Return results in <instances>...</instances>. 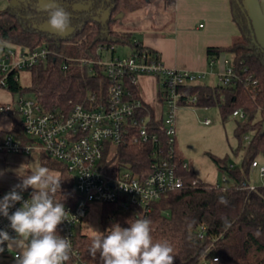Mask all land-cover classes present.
Returning <instances> with one entry per match:
<instances>
[{"label":"trees","instance_id":"trees-1","mask_svg":"<svg viewBox=\"0 0 264 264\" xmlns=\"http://www.w3.org/2000/svg\"><path fill=\"white\" fill-rule=\"evenodd\" d=\"M71 14L72 29L64 35L45 29L48 16L39 6L38 0H14L0 10V40L5 45L17 46L29 51L43 49L49 52L46 59L38 61L28 71L30 83L21 86L12 79L7 80V90L14 95L32 97L44 110L69 112L75 105L88 102L93 96L97 107L106 102L109 84L101 68L89 62L101 59L102 50L129 47L131 52H144L158 58L157 52L135 40L130 31H117L118 14L122 10L138 9L136 2L129 0H56ZM167 5H173L168 0ZM232 21L238 36L226 47L206 49L209 69L215 67L220 58L232 65L233 75L227 84L215 87L190 84L182 88V107H216L222 122L233 112L239 111L243 118L236 121L234 136L239 145L244 137L241 168L230 167L227 158L211 157L220 168L229 184L216 187L198 179L192 169L183 167V160L176 155L170 161L175 165L176 175L182 180L180 189L171 191L152 204L145 218L152 221L154 241H167L174 249V264H264V186L250 190L241 188L249 184L251 163L257 157L264 158V47L256 39L253 24L241 0H228ZM264 15V0H261ZM254 34V41L252 38ZM159 59V58H158ZM86 61V62H84ZM126 88L134 98H140L137 86L126 82ZM164 101V90L159 92ZM195 97L194 103H187ZM141 99V98H140ZM140 115L150 116L152 131H157V141L149 143L123 142L117 150V164L129 166L139 177L149 173L150 164L156 159L152 153L160 152L167 159L166 137L153 117L152 109L145 105ZM12 129L0 132V141L12 135L22 144L30 145V139L22 133L21 120L16 112ZM41 164L59 169L63 176L61 190L54 199L65 205H74L71 176L63 165L50 159L40 151ZM43 155V156H42ZM224 196L227 205L219 204ZM136 215L123 211L115 205H101L99 225L105 231L113 224L129 227L130 219ZM200 227L204 237L196 239ZM91 235L84 232L82 225L75 229V246L85 264H100L99 258L89 255ZM213 258H217L213 262Z\"/></svg>","mask_w":264,"mask_h":264},{"label":"built area","instance_id":"built-area-1","mask_svg":"<svg viewBox=\"0 0 264 264\" xmlns=\"http://www.w3.org/2000/svg\"><path fill=\"white\" fill-rule=\"evenodd\" d=\"M113 48L103 49L101 59L89 62L97 64L109 84L107 100L97 107H89L95 102L93 96L84 104L75 105L69 112L44 110L30 96H19L9 104H0V113L9 115L16 112L21 120L23 135L31 144H22L12 135H5L0 141V154L30 155L41 151L50 159L63 165L72 178L73 192L76 196L74 205H65V221L58 225L57 232L68 237L72 243L71 258L66 264H85L75 246V229L82 225L89 205L110 204L123 211L145 218L152 209V204L167 193L180 189L182 180L176 175L175 165L171 160L175 156V134L177 113L182 107L180 99L182 88L190 84H199L205 73L191 72L183 69L167 68L156 57L144 52H131L125 57H112L104 61V54ZM49 52L38 49L29 51L24 48L5 45L0 40V88L7 89V80L19 83L21 71H28L38 61L46 59ZM86 62V61H84ZM227 68L218 75L222 84H227L233 75L232 65L224 60ZM140 76L160 78L165 93L162 103L163 116L155 120L166 137L167 159L159 157L150 164L149 173L139 177L129 166L117 164L115 155L118 147L125 141L130 143H149L157 141V131H152L150 116L140 113L145 111V104L140 98H134L126 88L127 80L137 86ZM195 97L187 103H194ZM234 117L243 118L239 111ZM209 120L204 124L208 125ZM248 140V137H244ZM187 164L183 163V167ZM251 168H257L260 177L264 176V167L256 161ZM223 185H227L225 177ZM241 188L254 189L255 186L241 183ZM23 199L30 195L23 192ZM4 195H0V199ZM21 204H16L11 212ZM9 221L0 216V229H6L9 235L16 233L8 228ZM204 228L200 227L196 239L204 237ZM0 264H15L17 250L8 248L7 242L2 245ZM218 259L213 258V262ZM205 264V263H203Z\"/></svg>","mask_w":264,"mask_h":264},{"label":"clouds","instance_id":"clouds-1","mask_svg":"<svg viewBox=\"0 0 264 264\" xmlns=\"http://www.w3.org/2000/svg\"><path fill=\"white\" fill-rule=\"evenodd\" d=\"M42 10L53 32L64 35L72 29L71 14L56 0H49ZM62 180L60 172L36 165L0 199V216L16 233L12 237L0 229V253L7 242L8 248L17 250L15 264H66L70 260L71 240L57 232L66 216L64 204L54 199ZM29 188L33 190L30 199L24 200L22 193ZM18 203L21 207L10 214ZM218 203L226 206L228 201L220 196ZM127 223L129 227L117 223L104 232L95 230L89 255L98 257L100 264H174L173 247L167 241H154L150 219L138 213Z\"/></svg>","mask_w":264,"mask_h":264},{"label":"rangeland","instance_id":"rangeland-1","mask_svg":"<svg viewBox=\"0 0 264 264\" xmlns=\"http://www.w3.org/2000/svg\"><path fill=\"white\" fill-rule=\"evenodd\" d=\"M14 0H0V10H4L10 2ZM168 0H129L136 2L138 9L130 12L122 10L118 14L117 31H130L135 40L142 41L153 30L168 32V26L172 20V7L167 5ZM251 22L254 25L256 39L264 47V24L260 16H255L256 7H259L260 0H241ZM49 0H38L39 6L43 8ZM161 22V23H159ZM43 28L51 30L48 23ZM157 28V29H155ZM52 31V30H51ZM15 48V46H12ZM130 54L129 47H116L114 57H125ZM112 53L108 51L104 54V61H109ZM227 68L223 63H217L215 67L210 68L205 77L199 82L200 84L215 87L222 85L220 78L222 69ZM30 83L29 71H21L19 84L23 87ZM0 88V100L11 98L15 102L20 95H14ZM27 97L28 95H24ZM209 120L208 125L204 124ZM232 115L226 122H222L219 110L216 107L195 108L181 107L177 113L176 134H175V152L179 159L184 160L188 167L192 169L198 179L209 184L223 185V171L216 167L211 157L231 161L234 167L241 168L244 147L247 145V139H243L241 146L234 136L236 121ZM38 152L26 155H10L0 161V170L10 182L11 188L21 182V176H26L36 165H42L43 160ZM43 156V155H42ZM258 162L264 165V158L257 157ZM43 166V165H42ZM48 167V166H46ZM49 168V167H48ZM51 169V168H50ZM61 173L59 169H52ZM63 174L61 173V177ZM251 185L258 187L264 186V178H258L257 174H250ZM229 184V181H228ZM32 189L29 188L25 193L31 196ZM101 206L98 204L89 205V211L86 214L82 227L86 234L94 236L95 230L104 232L99 225V215ZM14 249V248H12Z\"/></svg>","mask_w":264,"mask_h":264},{"label":"crops","instance_id":"crops-1","mask_svg":"<svg viewBox=\"0 0 264 264\" xmlns=\"http://www.w3.org/2000/svg\"><path fill=\"white\" fill-rule=\"evenodd\" d=\"M258 4L255 16H260L264 24L261 0ZM171 7L173 12L171 23L168 26L169 31L153 30L152 34L149 33L144 37L141 41L142 44L157 52L159 60L167 68L183 69L206 75L210 70L206 49L229 46L238 36V29L231 18L228 0H173ZM224 60L222 57L218 63L224 64ZM137 87L144 104L152 109L154 119H160L163 113L158 94L160 91L163 92L162 80L154 76H140ZM3 90L8 91L7 89ZM13 102L11 98L0 100V104ZM13 121L14 118L11 114L0 113V132H9L13 127ZM35 152H38L39 156L40 151ZM10 155L0 154V161ZM255 161L259 166L264 167L257 159ZM228 163L230 167L235 165L231 161ZM0 173H2L0 174V195H5L11 190V184L1 170ZM251 173L260 177L257 168H251ZM262 178L264 176L260 177V179ZM248 183L252 184L250 180Z\"/></svg>","mask_w":264,"mask_h":264},{"label":"water","instance_id":"water-1","mask_svg":"<svg viewBox=\"0 0 264 264\" xmlns=\"http://www.w3.org/2000/svg\"><path fill=\"white\" fill-rule=\"evenodd\" d=\"M11 3V2H10ZM252 38H253V41H254V34H252Z\"/></svg>","mask_w":264,"mask_h":264}]
</instances>
